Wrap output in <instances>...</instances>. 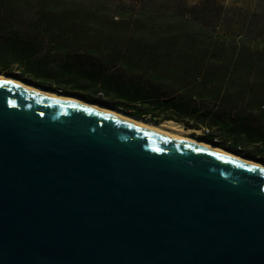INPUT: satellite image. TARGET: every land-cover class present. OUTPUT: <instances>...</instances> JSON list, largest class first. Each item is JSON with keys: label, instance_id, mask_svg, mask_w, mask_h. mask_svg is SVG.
Returning <instances> with one entry per match:
<instances>
[{"label": "water", "instance_id": "95a60500", "mask_svg": "<svg viewBox=\"0 0 264 264\" xmlns=\"http://www.w3.org/2000/svg\"><path fill=\"white\" fill-rule=\"evenodd\" d=\"M0 264H264V165L0 79Z\"/></svg>", "mask_w": 264, "mask_h": 264}, {"label": "trees", "instance_id": "16d2710c", "mask_svg": "<svg viewBox=\"0 0 264 264\" xmlns=\"http://www.w3.org/2000/svg\"><path fill=\"white\" fill-rule=\"evenodd\" d=\"M247 9L223 0H0V74L202 129V140L264 164V130L240 116L221 124L214 112L263 108L254 95L264 84V12ZM71 54L101 63L88 67ZM204 101L215 110L204 113ZM213 124L224 125L229 146L212 137Z\"/></svg>", "mask_w": 264, "mask_h": 264}, {"label": "bare ground", "instance_id": "6f19581e", "mask_svg": "<svg viewBox=\"0 0 264 264\" xmlns=\"http://www.w3.org/2000/svg\"><path fill=\"white\" fill-rule=\"evenodd\" d=\"M0 79L14 83L15 85H17L21 88L27 89L29 91L44 93V94H47L49 96H52L54 98H57V99H60L63 101L77 103V104H80L83 106H87V107H89L93 110H96L98 112L118 117V118L123 119L125 121H129V122L134 123L138 126H141L144 129L150 130V131H152L158 135H161L165 138L186 142V143H189V144H192V145H195V146H198V147L219 153V154L224 155L228 158H231V159H234V160H237V161L249 164V165H254V166L263 168V164H261L259 162L244 158L240 155H237L235 153L228 151L225 148L219 147L213 143H209V142H206V141L198 138L201 135V131L199 129H188V128H185L183 126V124L177 123V122H174L171 120L153 122V121H150L147 119L134 117V116L128 115V114L123 113V112L118 111V110L106 108V107L98 105L96 103L95 104H89V103H86L85 101H83L81 99H76L73 97L58 95L56 92L44 91L39 87H34L30 84H25L24 82H22L18 79H15V78L3 77L2 75H0Z\"/></svg>", "mask_w": 264, "mask_h": 264}, {"label": "rangeland", "instance_id": "374dc122", "mask_svg": "<svg viewBox=\"0 0 264 264\" xmlns=\"http://www.w3.org/2000/svg\"><path fill=\"white\" fill-rule=\"evenodd\" d=\"M196 1L197 0H188V2L190 4H192ZM223 1H225L227 6L234 5L236 7H240V8H244V9L248 8L249 12H252V13L253 12L254 13H260L262 10L264 12V0H223ZM256 20H258V17L256 18ZM45 44H46V41L45 42L43 41V46ZM66 58L71 60V61L81 63V64L88 66V67H97L101 63L100 58L92 57L89 55H83V54H71V55L67 56ZM137 79H138V77L132 78V80H135V81ZM142 83L146 84V86L149 85V83L146 82L145 80H142ZM164 92L168 93L170 91L166 90ZM254 96L257 99V101L260 102L261 107H263V108H260L259 112L246 111L243 106L238 108V109H233V110L228 109V110H223V111H218V112L214 111L215 113H218V116L220 119L219 122L221 124H223L225 121V118L227 116H230L232 118L240 116V117H242V120L244 123H250L252 125L259 126V128L261 130H264V84H258L255 86V95ZM192 104H193V106L199 105L195 101H192ZM213 109L214 108H213L212 102H209V101L203 102L202 111L204 113H207L208 111L213 110ZM204 121L206 124L209 123L208 118L204 119ZM222 126H224V125H218L217 124V126H216L213 124V128L210 130V133H212V135H214L212 137L215 138L218 141V143L229 146L230 144L228 143L227 139L224 136H222V134L220 132ZM200 131H201V135L198 138L202 139V137L206 135V132H204V130H202V129H200ZM254 160L258 161L257 159H254Z\"/></svg>", "mask_w": 264, "mask_h": 264}]
</instances>
